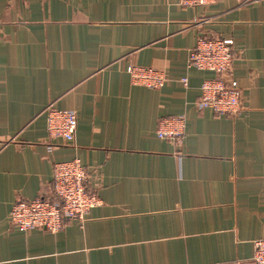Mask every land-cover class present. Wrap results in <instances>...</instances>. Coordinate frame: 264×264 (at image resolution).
<instances>
[{
	"label": "crops",
	"instance_id": "crops-1",
	"mask_svg": "<svg viewBox=\"0 0 264 264\" xmlns=\"http://www.w3.org/2000/svg\"><path fill=\"white\" fill-rule=\"evenodd\" d=\"M201 34L232 40L235 116L196 106L215 77L187 66ZM132 63L167 81L133 84ZM48 104L76 113L72 143L48 137ZM178 116L180 141L157 137ZM75 158L100 203L56 232L14 226L11 205L53 199L52 163ZM259 238L264 0H0V264H255Z\"/></svg>",
	"mask_w": 264,
	"mask_h": 264
},
{
	"label": "built area",
	"instance_id": "built-area-1",
	"mask_svg": "<svg viewBox=\"0 0 264 264\" xmlns=\"http://www.w3.org/2000/svg\"><path fill=\"white\" fill-rule=\"evenodd\" d=\"M215 0H178L183 6L208 5ZM232 40L201 34L194 47L189 51L187 66L209 70L215 77L205 79L200 85L196 106L200 109L210 108L218 115L235 116L242 110L237 82L228 77L233 59ZM133 84L159 88L167 77L162 69L138 64H128L125 68ZM183 85L187 78L181 77ZM46 131L49 138H62L74 141L77 116L73 110L57 109L52 104L45 107ZM182 116L163 117L158 121L155 133L159 138L179 142L183 136ZM52 148V145H48ZM53 199L35 197L15 201L9 210L8 219L19 230L33 228L56 232L62 226V219H84L86 212L100 203V198L85 187L86 173L77 158L52 163ZM252 260L255 264H264V238L253 241Z\"/></svg>",
	"mask_w": 264,
	"mask_h": 264
}]
</instances>
